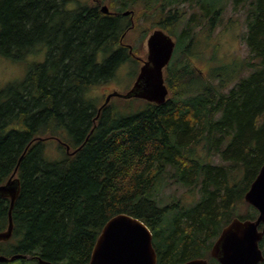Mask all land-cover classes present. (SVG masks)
Returning a JSON list of instances; mask_svg holds the SVG:
<instances>
[{"label": "trees", "instance_id": "16d2710c", "mask_svg": "<svg viewBox=\"0 0 264 264\" xmlns=\"http://www.w3.org/2000/svg\"><path fill=\"white\" fill-rule=\"evenodd\" d=\"M72 1L0 0V55L21 60L45 51L22 80L0 87V185L13 173L20 181L7 240L14 244L0 253L88 264L104 224L126 213L150 229L156 264L193 258L219 264L210 249L221 229L234 217L257 216L244 194L264 163V0L120 1L125 8L143 4V13L158 16L159 26L176 36L164 68L166 99L140 98L133 111L104 104L109 87L105 96L95 91L125 64L135 63L134 76L139 72L135 48L124 41L134 12L104 13L96 0L69 8ZM229 2L245 8L249 59L204 73L193 63L195 28L208 36ZM166 177L197 196L161 204ZM241 203L249 209L240 211ZM9 205L0 197V231Z\"/></svg>", "mask_w": 264, "mask_h": 264}, {"label": "water", "instance_id": "95a60500", "mask_svg": "<svg viewBox=\"0 0 264 264\" xmlns=\"http://www.w3.org/2000/svg\"><path fill=\"white\" fill-rule=\"evenodd\" d=\"M104 13L109 9L101 6ZM130 11L123 12L124 15ZM147 53L139 68V72L125 93L116 90L110 92L105 99L108 102L112 96L123 98L137 97L150 102L162 103L168 93L164 81V68L171 60L175 42L162 29H154L146 39ZM14 174V173H13ZM13 174L4 184L0 185V197L10 200L7 226L0 231V242L7 241L12 236V208L20 192V181ZM244 200L257 210L255 219H240L234 217L225 225L210 249V254L219 264H259L264 261V252L259 246L264 236V163L256 177L250 183L244 194ZM16 258H31L28 255L0 254V262L12 261ZM40 264H52L39 256ZM157 254L152 243V233L140 219L126 213L111 217L102 227L88 264H156ZM182 264H208L205 258H193Z\"/></svg>", "mask_w": 264, "mask_h": 264}, {"label": "rangeland", "instance_id": "374dc122", "mask_svg": "<svg viewBox=\"0 0 264 264\" xmlns=\"http://www.w3.org/2000/svg\"><path fill=\"white\" fill-rule=\"evenodd\" d=\"M93 0H73L69 4V8L77 6V4H89ZM99 1V4L106 5L108 8L113 10L117 7H122L119 5V2L122 0H114L115 4H110L109 0H96ZM103 1V3H101ZM131 0H128V2ZM195 0H193L194 2ZM100 5V6H101ZM136 5L140 7H122L125 10H132V28L125 36V43L132 45L135 48L136 55L144 59L146 58L147 46L146 39L154 29H161L163 27L158 24V16L151 18V14L147 12H142L144 10V5L137 3ZM197 11L196 8L190 10L187 15ZM246 14L245 8L239 6L234 8L232 2H229L222 12L219 24L210 31L208 36H205L204 30L199 31L202 26L195 28L197 32L196 39H193L192 51L196 54V57H193L194 65L204 73H207L208 69L211 66L216 65H226L227 63H233V61L246 60L249 57V52L244 42V34L246 31ZM226 26V27H225ZM183 25L178 27V32L181 31ZM165 31V30H163ZM166 32V31H165ZM167 33V32H166ZM170 34V33H169ZM204 35V37H202ZM176 41V38L172 36ZM45 51L44 49H37L36 51L27 54L23 59H13L10 57H5L0 55V87L5 86L10 81H20L22 80L27 72L28 66L35 62H40L44 59ZM249 59V58H248ZM182 60V59H181ZM140 62V60H138ZM135 63L125 64L117 70L115 80L113 79L112 83L105 85L95 91V95L104 94V88L109 87L108 94L113 90L118 91L119 93H125L131 88L136 74L130 72L131 69L135 68ZM131 68V69H130ZM139 69V68H138ZM248 72V70H247ZM246 73V71H245ZM105 97H103L104 99ZM112 101V104L119 106L120 110H137L142 106V99L137 97L123 98L112 96L109 101ZM128 108H123L124 106ZM54 144V143H53ZM50 152V151H49ZM50 156H54V153ZM216 160V159H215ZM219 162L218 160H216ZM166 180V181H165ZM189 190L180 186L177 183H174L170 178L166 177L164 179V186L160 190V199L161 204L170 202L172 199L182 197L183 201L190 202L196 196L193 193L188 192ZM163 197V198H162ZM249 209L246 203H241L240 211H245ZM263 239V238H262ZM8 244H14L12 241H7L6 243H1L0 247L6 249ZM263 251L264 249L261 248ZM3 264H40L34 259H15L8 261Z\"/></svg>", "mask_w": 264, "mask_h": 264}, {"label": "bare ground", "instance_id": "6f19581e", "mask_svg": "<svg viewBox=\"0 0 264 264\" xmlns=\"http://www.w3.org/2000/svg\"><path fill=\"white\" fill-rule=\"evenodd\" d=\"M107 0H105V2H106ZM113 2H114V0H112ZM95 2V1H94ZM93 2V3H94ZM103 2V1H102ZM101 2V3H102ZM211 2V1H210ZM103 4H105V3H103ZM157 4V3H156ZM147 5V4H146ZM226 6V5H225ZM174 7V6H173ZM180 7V6H179ZM190 7V6H189ZM152 8V7H151ZM156 8V7H155ZM222 8V7H221ZM118 9V8H117ZM41 10V9H40ZM148 10V9H147ZM81 11V10H80ZM123 11V10H122ZM170 11V10H169ZM43 12V11H42ZM78 12V11H77ZM135 12V11H134ZM176 13V12H175ZM257 13V12H256ZM68 14V13H67ZM70 14H71V12H70ZM75 14V13H74ZM41 16V15H40ZM70 16V15H69ZM79 16V15H78ZM97 16V15H96ZM49 17V16H48ZM50 19V18H49ZM111 19V18H110ZM49 21V20H48ZM189 21V20H188ZM103 22V21H102ZM118 22V21H117ZM73 23V22H72ZM161 23V22H160ZM200 24V23H199ZM62 25V24H61ZM89 25H90V23H89ZM108 25V24H107ZM113 25V24H112ZM45 26V25H44ZM57 26V25H56ZM81 26V25H80ZM226 27V26H225ZM42 28V27H41ZM39 32V31H38ZM43 32V31H42ZM190 33V32H189ZM105 34V33H104ZM108 35V34H107ZM35 36V35H34ZM78 36V35H77ZM65 37V36H64ZM105 37V36H104ZM176 37V36H175ZM38 38V37H37ZM96 40V39H95ZM188 41V40H187ZM86 42V41H85ZM94 42V41H93ZM50 43V42H49ZM97 45V44H96ZM189 45V44H188ZM100 47V46H99ZM185 47V46H184ZM105 48V47H104ZM11 50V49H10ZM107 51V50H106ZM133 51V50H132ZM113 53V52H112ZM87 54V53H86ZM94 54V53H93ZM118 55V54H117ZM183 55V54H182ZM181 56V55H180ZM93 59V58H92ZM182 59V58H181ZM255 61V60H254ZM117 62V61H116ZM249 63H250V61H249ZM94 66V65H93ZM196 70V69H195ZM184 71V70H183ZM95 72V71H94ZM199 74V73H198ZM107 76V75H106ZM183 76V75H182ZM186 76V75H185ZM245 76V75H244ZM101 77V76H100ZM203 77V76H202ZM259 77V76H258ZM188 78V77H187ZM240 78V77H239ZM183 79V78H182ZM89 80V79H88ZM173 80V79H172ZM185 80V79H184ZM184 80H182V81H184ZM187 80V79H186ZM189 80V79H188ZM179 81H181V80H179ZM187 82V81H186ZM42 83V82H41ZM40 83V84H41ZM181 83V82H180ZM243 83V82H242ZM214 85V84H213ZM47 86V85H46ZM37 87V86H36ZM251 88V87H250ZM198 89V88H197ZM247 89V88H246ZM235 91H237V90H235ZM243 91V90H242ZM258 91H259V89H258ZM222 93V92H221ZM222 95H223V93H222ZM246 95V94H245ZM80 98V97H79ZM225 98V97H224ZM181 100V99H180ZM248 100V99H247ZM62 101V100H61ZM254 101V100H253ZM80 103V102H79ZM62 104V103H61ZM60 105V104H59ZM233 105V104H232ZM62 106V105H61ZM60 107V106H59ZM78 107V106H77ZM90 108V107H89ZM8 110V109H7ZM81 110V109H80ZM79 110V111H80ZM244 111V110H243ZM95 112V111H94ZM190 112V111H189ZM188 114V113H187ZM91 115V114H90ZM106 118V117H105ZM121 119V118H120ZM76 123V122H75ZM24 124V123H23ZM90 124V123H89ZM214 124V123H213ZM201 126V125H200ZM75 127V126H74ZM86 128V127H85ZM241 128V127H240ZM69 132V131H68ZM81 134V133H80ZM234 139V138H233ZM240 139V138H239ZM79 141V140H78ZM231 142H232V140H231ZM229 143V142H228ZM88 144V143H87ZM179 144V143H178ZM213 145V144H212ZM173 146V145H172ZM75 147V146H74ZM248 147V146H247ZM11 149V148H10ZM211 149V148H210ZM187 150V149H186ZM259 150H260V148H259ZM143 151V150H142ZM215 153V152H214ZM227 154V153H226ZM135 155V154H134ZM179 155V154H178ZM183 155V154H182ZM138 158V157H137ZM39 159V158H38ZM241 159V158H240ZM175 161V160H174ZM23 162V161H22ZM56 162V161H55ZM143 162V161H142ZM190 162V161H189ZM137 163V162H136ZM193 163V162H192ZM261 163H263V162H261ZM28 164V163H27ZM33 165H34V163H33ZM180 165V164H179ZM124 166V165H123ZM122 166V167H123ZM136 166V165H135ZM224 166V165H223ZM32 168V167H31ZM203 168V167H202ZM27 169V168H26ZM91 169V168H90ZM151 169H152V167H151ZM156 169V168H155ZM154 169V170H155ZM38 170V169H37ZM150 170V169H149ZM113 171H111V173H112ZM190 172V171H189ZM257 172H258V170H257ZM36 174V173H35ZM117 175V174H116ZM121 175V174H120ZM150 175V174H149ZM36 176V175H35ZM171 176V175H170ZM197 176V175H196ZM256 176V175H255ZM145 177V176H144ZM173 177V176H172ZM195 177V176H194ZM47 178V177H46ZM100 179H101V177H100ZM33 180V179H32ZM5 181V180H4ZM24 181V180H23ZM166 181V180H165ZM225 184V183H224ZM51 185V184H50ZM54 185V184H53ZM186 186V185H185ZM110 188V187H109ZM237 188V187H236ZM240 188V187H239ZM28 189V188H27ZM33 189V188H32ZM209 189V188H208ZM234 190V189H233ZM121 191V190H120ZM211 192H213V190H211ZM114 193V192H113ZM197 196V195H196ZM105 198V197H104ZM163 198V197H162ZM153 200V199H152ZM151 200V201H152ZM70 201V200H69ZM138 201V200H137ZM178 202H179V200H178ZM124 203V202H123ZM176 203V202H175ZM234 203V202H233ZM71 204V203H70ZM121 204V203H120ZM143 204V203H142ZM51 211V210H50ZM77 211V210H76ZM38 212V211H37ZM68 213V212H67ZM70 213V212H69ZM248 213V212H247ZM250 213V212H249ZM47 215V214H46ZM61 215V214H60ZM75 216V215H74ZM251 216V215H250ZM54 218V217H53ZM183 220V219H182ZM229 222V221H228ZM66 223H67V221H66ZM204 224V223H203ZM72 226V225H71ZM74 228V227H73ZM72 229V228H71ZM215 229V228H214ZM39 230V229H38ZM212 230V229H211ZM208 231H210V230H208ZM155 232V231H154ZM36 233V232H35ZM192 233V232H191ZM96 234V233H95ZM98 234V233H97ZM210 234V233H209ZM191 238V237H190ZM192 238H194V237H192ZM199 238V237H198ZM27 239V238H26ZM200 239V238H199ZM38 241V240H37ZM93 241V240H92ZM202 241V240H201ZM43 242H45V241H43ZM196 242V241H195ZM203 243V242H202ZM20 244V243H19ZM210 244V243H209ZM208 245V244H207ZM211 245V244H210ZM194 246V245H193ZM49 247V246H48ZM93 247V246H92ZM46 248V247H45ZM12 249V248H11ZM41 249V248H40ZM56 249V248H55ZM60 249V248H59ZM180 249H182V248H180ZM31 250V249H30ZM29 250V251H30ZM7 251H10V250H7ZM55 251V250H54ZM204 251V250H203ZM11 252V251H10ZM60 252V251H59ZM2 253V252H1ZM0 253V254H1ZM8 254H9V252H8ZM59 254V253H58ZM201 254V253H200ZM203 254V253H202ZM5 255H7V254H5ZM48 256V255H47ZM203 256V255H202ZM36 257V256H35ZM80 257V256H79ZM173 258V257H172ZM21 260V259H20ZM52 260V259H51ZM67 262V261H66ZM82 262V261H81ZM87 262V261H86ZM209 262H210V260H209ZM217 262V261H216ZM54 264H56V263H54ZM87 264V263H86Z\"/></svg>", "mask_w": 264, "mask_h": 264}, {"label": "flooded vegetation", "instance_id": "af4514ba", "mask_svg": "<svg viewBox=\"0 0 264 264\" xmlns=\"http://www.w3.org/2000/svg\"><path fill=\"white\" fill-rule=\"evenodd\" d=\"M144 59H145V58H144ZM144 59H141V58L138 59V60H140L141 65H142Z\"/></svg>", "mask_w": 264, "mask_h": 264}]
</instances>
